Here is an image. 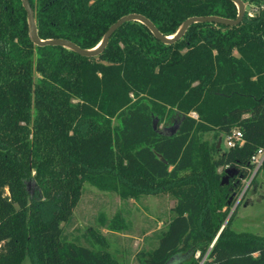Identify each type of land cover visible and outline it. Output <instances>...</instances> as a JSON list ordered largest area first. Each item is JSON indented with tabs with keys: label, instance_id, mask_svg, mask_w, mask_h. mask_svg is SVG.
<instances>
[{
	"label": "trees",
	"instance_id": "trees-1",
	"mask_svg": "<svg viewBox=\"0 0 264 264\" xmlns=\"http://www.w3.org/2000/svg\"><path fill=\"white\" fill-rule=\"evenodd\" d=\"M242 1L240 23L196 22L172 43L127 21L89 57L36 44L23 0H0V264H127L96 232L73 237L86 182L124 199L176 200L136 264H264V235L236 230L237 209L230 215L264 150V0ZM29 3L39 38L83 49L129 14L164 35L191 17L239 14L233 0ZM235 130L242 144L221 149Z\"/></svg>",
	"mask_w": 264,
	"mask_h": 264
},
{
	"label": "rangeland",
	"instance_id": "rangeland-1",
	"mask_svg": "<svg viewBox=\"0 0 264 264\" xmlns=\"http://www.w3.org/2000/svg\"><path fill=\"white\" fill-rule=\"evenodd\" d=\"M167 124L168 122L164 129L168 127L169 130H174L177 127L175 118ZM204 138L212 140L213 133L205 134ZM225 138V135L221 136L217 144L223 150L226 147ZM261 157L262 154L258 152V162H255L251 175L241 180V189L233 194L235 203L231 212L237 209L233 223L236 230H249L264 235V173L255 178ZM223 169L220 167L218 171L221 173ZM225 178L229 180L228 176ZM28 187L33 192L35 182L30 180ZM175 202L174 197L167 192L149 194L140 199H124L116 191L101 190L86 182L83 196L74 211V227L78 229L72 228V235L87 236L93 241L95 238L92 237V232H96L119 261L136 264V254L142 248L153 245L155 233L167 229ZM23 264H30L28 257Z\"/></svg>",
	"mask_w": 264,
	"mask_h": 264
},
{
	"label": "water",
	"instance_id": "water-1",
	"mask_svg": "<svg viewBox=\"0 0 264 264\" xmlns=\"http://www.w3.org/2000/svg\"><path fill=\"white\" fill-rule=\"evenodd\" d=\"M233 1L237 4L238 9H239V14H238V17L236 19H228V18H223L220 16L191 17L183 23V25L181 26V28L178 30L177 33L171 34V35H164L163 33H161L157 29V27L153 24V22H151L144 15H141V14L126 15V16L122 17L121 19H119L117 22H115L106 32L103 40L96 47L91 48V49H83V48L79 47L78 45H76L75 43H73L67 39H46L45 40V39L39 38L38 28H37V24H36V20H35V15H34V12L31 8V6H30L29 0H23V5H24V7L28 13L29 25L31 28V36H32L33 41L36 44H38V45H61V46H64L66 48L75 50L84 56L92 57V56H97L98 54H100L103 51V49L105 48V46L109 42L111 36L113 35V33L121 25H123L127 21L135 20V21H139V22L144 23L145 25L148 26V28L151 29V31L154 33V35L158 39H160L161 41L166 42V43H172V42L178 40L180 37H182L184 35L186 30L189 28V26L193 23H196V22L208 21V22L223 23V24H227V25H236V24L240 23L241 20L243 19L244 14H245V10H246V6L242 0H233ZM232 213L233 212H231V214ZM216 264H221V263H216Z\"/></svg>",
	"mask_w": 264,
	"mask_h": 264
},
{
	"label": "built area",
	"instance_id": "built-area-1",
	"mask_svg": "<svg viewBox=\"0 0 264 264\" xmlns=\"http://www.w3.org/2000/svg\"><path fill=\"white\" fill-rule=\"evenodd\" d=\"M193 116L197 117L195 113H193ZM226 147L225 149H229L231 147H235L237 143L242 144L243 142V135L240 130H235L232 135H228L225 138ZM259 153L262 154L260 165L262 164V161L264 159V150H259ZM255 162H258L257 156L254 157ZM259 165V166H260Z\"/></svg>",
	"mask_w": 264,
	"mask_h": 264
}]
</instances>
